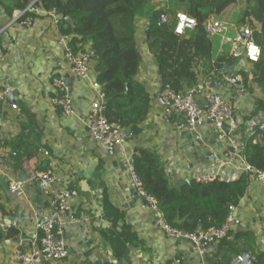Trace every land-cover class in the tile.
<instances>
[{
  "label": "crops",
  "instance_id": "0c3cea01",
  "mask_svg": "<svg viewBox=\"0 0 264 264\" xmlns=\"http://www.w3.org/2000/svg\"><path fill=\"white\" fill-rule=\"evenodd\" d=\"M3 2L11 6L15 0H3L0 4V29L3 28L0 92L6 93L0 116V224H6L5 227L0 225V264H15L12 250L17 243H22L24 252H30L40 243L36 220L52 211L48 197L32 177L36 171L46 170L49 164L64 185L76 191V196L70 200L76 220L62 218L57 225L68 255L38 264H110L114 257L112 247L102 237L112 221L105 213L106 206L123 215V219L117 221L115 233L121 238H130L129 264H168L175 257H182L184 264H200L201 259L188 241L168 236L156 224L153 211L131 186L128 163L134 147L142 146L160 156L172 185L200 172L215 173L225 179L236 178L243 171L242 148L256 129L250 122V114L260 91L255 85L248 91L250 85L242 84L240 72L243 70L252 78V65L243 60L234 63L230 75L235 77V82L229 80L224 70L211 82L199 71L198 98L207 87L224 97L230 104V122L235 123V130L219 140L213 127L205 122L197 129L201 136L197 139L194 132L177 128L175 116L163 113L160 78L154 56L144 40L148 19L139 18L137 41L142 59L137 78L150 96V107L140 135L133 140L126 138L109 151L89 135V107L100 92L94 64L90 78L73 75L64 48L57 42L62 33L58 25L50 17L31 13L26 8L15 9L8 15ZM230 11L228 8L215 15L225 26L210 37L214 56L229 52L225 35H231L240 27L236 23L238 11L229 19L226 14ZM26 18L30 21L22 24ZM55 77L66 82L73 114H64L53 104L57 94L52 85ZM12 104L17 108L13 109ZM18 135L20 137L16 138ZM227 149L234 153L231 161L225 156ZM16 179L29 180L22 195L8 191L9 184ZM233 214L237 219L235 231L254 232L256 253L264 252V185L251 180ZM221 245L222 242L216 241L210 246L204 257L205 264L206 258ZM247 253L253 258V253ZM121 264L126 263L121 261Z\"/></svg>",
  "mask_w": 264,
  "mask_h": 264
},
{
  "label": "trees",
  "instance_id": "16d2710c",
  "mask_svg": "<svg viewBox=\"0 0 264 264\" xmlns=\"http://www.w3.org/2000/svg\"><path fill=\"white\" fill-rule=\"evenodd\" d=\"M30 1L15 0L11 6L3 2L5 12L10 15L15 9L24 10ZM237 3L238 0L37 1L43 9H54L60 16L59 30L71 34L69 45L73 52H82L88 47L94 51L95 81L104 95L105 116L123 129H129L127 139L130 140L140 135L141 124L146 120L150 107V96L144 83L137 78L142 59L137 41V20L141 17L148 19L144 40L154 56L161 91L166 86L184 91L198 85V67L203 69L202 76L211 82L216 78L208 73L212 66L220 68L216 74L219 75L225 66L237 63L238 57L229 52L214 56L213 41L205 29L209 15H219ZM234 9L226 14L229 19L234 15ZM178 12L194 16L198 21V25L184 36L173 32ZM66 17L72 20L71 24ZM236 23L240 27L249 26L254 41L260 47L259 61L251 64L253 77L249 78L243 70L240 72L242 84L250 85L248 91H252V85L260 91L254 99L250 116L261 115L264 112V0H247ZM259 133L263 134L262 142L256 141ZM241 154L250 165L264 167L263 130L255 129L248 136ZM131 157L143 189L157 199L158 209L166 223L186 232L220 227L230 213V207L238 205L250 182L248 173L242 171L233 179L193 180L190 183L183 180L172 185L160 156L153 150L136 146ZM105 213L112 221L110 229L103 232L102 237L111 244L113 256L129 264L130 238H121L115 233L117 221L122 220L123 215L109 206L105 207ZM218 241L222 245L206 258V264H229L233 254L240 256L244 250L253 253L255 264H264V252L256 253L254 232L234 229Z\"/></svg>",
  "mask_w": 264,
  "mask_h": 264
},
{
  "label": "built area",
  "instance_id": "2783aa9c",
  "mask_svg": "<svg viewBox=\"0 0 264 264\" xmlns=\"http://www.w3.org/2000/svg\"><path fill=\"white\" fill-rule=\"evenodd\" d=\"M38 0H32L25 10L50 17L54 23L58 25L60 16L54 9L45 10L37 4ZM22 15V13L20 14ZM215 15H209L205 29L210 37L217 35L224 29L225 24L216 20ZM164 19V16H161ZM30 18L22 20V24H27ZM198 25L197 18L188 15L184 12H178L175 17V24L173 32L177 35L184 36L188 31H191ZM3 28L0 29V35ZM71 34L60 33L57 42L64 48L65 58L69 64V71L81 78L88 79L91 77V66L94 64V51L85 49L82 52H73L69 45ZM225 41L230 46L229 54L234 57H240V60L246 61L250 64L259 61L260 47L256 44L253 37L252 29L245 25L239 27L233 35H225ZM240 44H243V50L240 54L236 53ZM3 55L1 37H0V59ZM202 71L201 67L197 71ZM220 68L212 66L209 69V75L214 76L219 73ZM52 85L57 90V94L53 97V104L59 106L64 114H73L72 98L69 94L66 82L61 77H55ZM6 98L5 92H0V103ZM161 100L163 103V113L167 116H175L177 128L179 130H188L195 133V137L200 139L197 129L208 122L216 132V137L219 140L225 139L230 132L235 130V123L231 121V109L228 101L214 91L211 87L204 89L202 97L197 96V86L190 87L184 91H175L169 86H166L161 91ZM13 109H16V104H12ZM89 135L96 141L101 142L109 151H113L116 147L121 145L126 136L124 129L117 122H112L105 116V100L104 95L100 91L98 97L94 99L89 107ZM250 122L256 129L264 131V112L261 115H251ZM1 125V120H0ZM262 133L257 134L256 141L262 142ZM0 149V157H1ZM47 154V152H45ZM225 156L228 160L234 158V153L227 149ZM244 159V158H243ZM51 164L47 166L46 170L36 171L32 179L36 182L40 191L48 197L51 214L36 220L35 227L40 231V243L30 252L21 250L22 243H17L12 250L15 264H38L43 260L56 261L63 259L68 255V250L64 239L60 236L57 225L60 219L65 218L68 221L76 220L74 211L71 208L70 200L76 196V191L64 185L62 179L56 175L51 169ZM130 175V183L136 193L144 198L150 209L155 215L156 224L170 237L183 239L190 243L193 252L201 259L200 264H205L204 257L208 254V249L216 241L230 235L237 223V219L233 214L235 207H230L225 222L220 227H211L206 230L198 229L193 232H186L171 227L166 221L162 213L158 209L157 199L152 195L146 193L143 189L142 183L134 171L132 160H129L128 169ZM243 171L248 173L249 181L256 180L264 185V167L256 168L245 162ZM215 178L225 179L215 173H196L193 176H188L184 179L185 183L191 181L208 182ZM28 179H16L8 186V191L12 195H22L25 191V185ZM1 226L6 224L1 223ZM241 259L240 256H238ZM252 264H255L254 257ZM102 263H106L102 261ZM109 263V262H108ZM110 264H121V261L116 257L110 260ZM168 264H184L182 257L173 258Z\"/></svg>",
  "mask_w": 264,
  "mask_h": 264
},
{
  "label": "water",
  "instance_id": "95a60500",
  "mask_svg": "<svg viewBox=\"0 0 264 264\" xmlns=\"http://www.w3.org/2000/svg\"><path fill=\"white\" fill-rule=\"evenodd\" d=\"M66 20L71 24L72 20L69 17H66ZM243 50V44H240L239 47L236 50L237 54H240ZM235 67V64L227 65L224 67V71L228 72L229 80L232 82H235V77L233 75H230V71H232ZM10 96V95H9ZM130 130L124 129V135L126 138L129 136ZM241 259L235 254H233L230 258L229 264H252V260L249 256V254L244 250L243 253L240 255Z\"/></svg>",
  "mask_w": 264,
  "mask_h": 264
},
{
  "label": "rangeland",
  "instance_id": "374dc122",
  "mask_svg": "<svg viewBox=\"0 0 264 264\" xmlns=\"http://www.w3.org/2000/svg\"><path fill=\"white\" fill-rule=\"evenodd\" d=\"M246 4H247V0H238V3L237 4H233V5H231V6H229L228 8H230L231 10H233V8H235L234 10V12H237L238 11V13H239V11H240V9H242L243 7H245L246 6ZM227 8V9H228ZM226 9V10H227ZM225 10V11H226ZM238 17V16H237ZM235 31L233 30L231 33V35H233V33H234ZM229 45V44H228ZM229 52H230V46H229ZM239 60H240V57H238L237 58V62H239Z\"/></svg>",
  "mask_w": 264,
  "mask_h": 264
}]
</instances>
